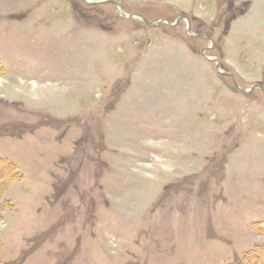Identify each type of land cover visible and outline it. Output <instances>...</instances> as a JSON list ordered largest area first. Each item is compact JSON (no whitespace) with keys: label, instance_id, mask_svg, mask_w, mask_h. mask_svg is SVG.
I'll list each match as a JSON object with an SVG mask.
<instances>
[{"label":"rangeland","instance_id":"obj_1","mask_svg":"<svg viewBox=\"0 0 264 264\" xmlns=\"http://www.w3.org/2000/svg\"><path fill=\"white\" fill-rule=\"evenodd\" d=\"M86 1L0 0V264H241L264 93L234 83L264 89V0H120L150 27Z\"/></svg>","mask_w":264,"mask_h":264},{"label":"trees","instance_id":"obj_2","mask_svg":"<svg viewBox=\"0 0 264 264\" xmlns=\"http://www.w3.org/2000/svg\"><path fill=\"white\" fill-rule=\"evenodd\" d=\"M0 169H2V176L4 177H8V173L10 172V168L8 166H1L0 165ZM9 172H7V171ZM17 173H15L16 175ZM1 177V176H0ZM2 179V178H0ZM258 232L261 233L262 231H260L258 229ZM264 263V245L261 246H256L253 250H251L250 252H248L245 256H244V260L241 264H262Z\"/></svg>","mask_w":264,"mask_h":264},{"label":"water","instance_id":"obj_3","mask_svg":"<svg viewBox=\"0 0 264 264\" xmlns=\"http://www.w3.org/2000/svg\"><path fill=\"white\" fill-rule=\"evenodd\" d=\"M106 2H108V1H107V0H102V1L88 0V1H87L88 4H104V3H106ZM217 70H218L219 73H221V72L219 71L218 67H217Z\"/></svg>","mask_w":264,"mask_h":264}]
</instances>
